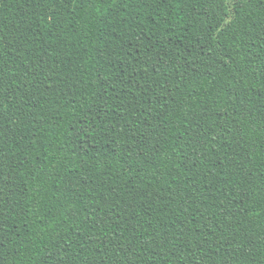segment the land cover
<instances>
[{
    "label": "trees",
    "instance_id": "trees-1",
    "mask_svg": "<svg viewBox=\"0 0 264 264\" xmlns=\"http://www.w3.org/2000/svg\"><path fill=\"white\" fill-rule=\"evenodd\" d=\"M0 264H264V0H0Z\"/></svg>",
    "mask_w": 264,
    "mask_h": 264
}]
</instances>
